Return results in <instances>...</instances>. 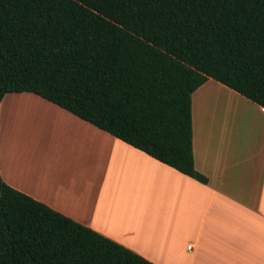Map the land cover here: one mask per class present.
<instances>
[{
  "label": "trees",
  "instance_id": "1",
  "mask_svg": "<svg viewBox=\"0 0 264 264\" xmlns=\"http://www.w3.org/2000/svg\"><path fill=\"white\" fill-rule=\"evenodd\" d=\"M213 79L264 108V0H0V102L32 93L178 172ZM0 264H153L0 176Z\"/></svg>",
  "mask_w": 264,
  "mask_h": 264
},
{
  "label": "crops",
  "instance_id": "2",
  "mask_svg": "<svg viewBox=\"0 0 264 264\" xmlns=\"http://www.w3.org/2000/svg\"><path fill=\"white\" fill-rule=\"evenodd\" d=\"M191 118L206 184L35 94H6L0 176L153 264H264V108L210 78Z\"/></svg>",
  "mask_w": 264,
  "mask_h": 264
}]
</instances>
